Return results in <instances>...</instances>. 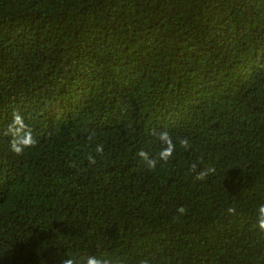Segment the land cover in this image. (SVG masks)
<instances>
[{
    "label": "trees",
    "instance_id": "trees-1",
    "mask_svg": "<svg viewBox=\"0 0 264 264\" xmlns=\"http://www.w3.org/2000/svg\"><path fill=\"white\" fill-rule=\"evenodd\" d=\"M260 203L264 0H0V264H264Z\"/></svg>",
    "mask_w": 264,
    "mask_h": 264
},
{
    "label": "clouds",
    "instance_id": "clouds-1",
    "mask_svg": "<svg viewBox=\"0 0 264 264\" xmlns=\"http://www.w3.org/2000/svg\"><path fill=\"white\" fill-rule=\"evenodd\" d=\"M8 134L12 136L10 141V149L13 153L20 155L24 152L25 148H29L35 144V140L32 137L31 128L25 124L23 117L17 112L13 114L12 122L8 126ZM157 139L161 142L163 147L159 150L156 156H150L149 153L145 151H140L138 153L139 157L144 160L147 167L150 169H155L158 163H167L170 158H172L173 153L176 148L171 135L167 131H160L156 134ZM179 145L188 149L190 147V142L188 138H180ZM104 152V147L102 144H97L95 147V153L102 155ZM89 165H94L96 163V156L89 154L87 157ZM190 171L195 172L196 180H204L207 176L214 174L216 169L214 167H207L197 171V165L193 163L190 166ZM177 213L184 215L187 209L184 206H179L176 209ZM229 214H235L236 208L231 206L227 209ZM257 214V225L261 231H264V203H260L256 208ZM67 258L61 260V264H123L122 261H115L107 256H97L94 254H87L86 256H69L65 254ZM139 264H151L149 259H141Z\"/></svg>",
    "mask_w": 264,
    "mask_h": 264
}]
</instances>
